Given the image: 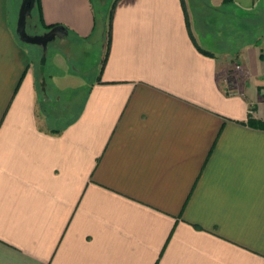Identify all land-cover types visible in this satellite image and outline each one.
<instances>
[{
    "label": "crops",
    "instance_id": "crops-1",
    "mask_svg": "<svg viewBox=\"0 0 264 264\" xmlns=\"http://www.w3.org/2000/svg\"><path fill=\"white\" fill-rule=\"evenodd\" d=\"M20 3L0 0V264H264V0H114L67 121ZM32 19L97 31L93 0Z\"/></svg>",
    "mask_w": 264,
    "mask_h": 264
},
{
    "label": "rangeland",
    "instance_id": "rangeland-1",
    "mask_svg": "<svg viewBox=\"0 0 264 264\" xmlns=\"http://www.w3.org/2000/svg\"><path fill=\"white\" fill-rule=\"evenodd\" d=\"M113 1L93 0L97 7V31L91 40H79L68 34L62 38H56L48 44L45 64L47 97H49L50 115L58 116L59 121L74 118L83 105L87 85L95 76L100 55L105 47L102 31L105 28L104 25L107 22ZM33 21L31 17L29 22L33 23ZM56 47L62 49L59 54L65 59L63 78L58 79L61 89L60 91L56 90L57 92L51 84L54 78L52 64L59 57Z\"/></svg>",
    "mask_w": 264,
    "mask_h": 264
},
{
    "label": "water",
    "instance_id": "water-1",
    "mask_svg": "<svg viewBox=\"0 0 264 264\" xmlns=\"http://www.w3.org/2000/svg\"><path fill=\"white\" fill-rule=\"evenodd\" d=\"M36 6V0H21L18 17L16 22V35L18 39L30 45H37L41 48V56L39 58V75H40V88L45 96L47 93V82L45 77V64L46 53L48 44L56 38H62L68 35V29L62 25H55L50 29L43 32L31 33L27 29L28 18L33 14Z\"/></svg>",
    "mask_w": 264,
    "mask_h": 264
},
{
    "label": "trees",
    "instance_id": "trees-1",
    "mask_svg": "<svg viewBox=\"0 0 264 264\" xmlns=\"http://www.w3.org/2000/svg\"><path fill=\"white\" fill-rule=\"evenodd\" d=\"M38 9H39V0H36V6H35V8H34V10H33V13L34 14H36L37 13V11H38ZM110 23H111V11H110V14H109V17H108V21L106 22V35H107V38H108V43H109V41H110ZM56 24H53V25H49V26H46L47 28H51V27H53V26H55ZM109 45V44H108ZM106 53H107V51H106ZM106 56V55H105ZM105 56H104V59H105ZM104 59L102 60V65H103V62H104ZM252 125L253 124H255L254 123V121L253 120H251L250 119V121H249ZM257 124V123H256ZM257 125H259V124H257Z\"/></svg>",
    "mask_w": 264,
    "mask_h": 264
},
{
    "label": "flooded vegetation",
    "instance_id": "flooded-vegetation-1",
    "mask_svg": "<svg viewBox=\"0 0 264 264\" xmlns=\"http://www.w3.org/2000/svg\"><path fill=\"white\" fill-rule=\"evenodd\" d=\"M31 17L28 18L29 21H30ZM29 21L27 22L28 31L31 33H36V26L33 23H30Z\"/></svg>",
    "mask_w": 264,
    "mask_h": 264
}]
</instances>
